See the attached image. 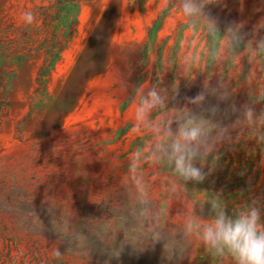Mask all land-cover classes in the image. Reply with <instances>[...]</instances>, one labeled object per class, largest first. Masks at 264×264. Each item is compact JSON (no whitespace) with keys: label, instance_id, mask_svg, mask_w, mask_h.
<instances>
[{"label":"rangeland","instance_id":"obj_1","mask_svg":"<svg viewBox=\"0 0 264 264\" xmlns=\"http://www.w3.org/2000/svg\"><path fill=\"white\" fill-rule=\"evenodd\" d=\"M177 5L178 0H0V264H217L195 239L182 242V259L168 260L162 242L142 251L125 244L114 257L93 236L114 233L125 216L140 223L127 173L130 155L147 143V134L134 128L138 89L160 80L161 87H174L178 81L172 107L197 95L204 81L229 82L234 94L220 102L214 118L223 124L235 119L226 112L230 102L244 104L248 93H264V58L250 63L237 55L213 63L209 52L217 40L188 25ZM26 12L34 16L31 24L24 21ZM205 12L221 33L243 23L251 34L264 19V0H217ZM184 57L191 58L187 68ZM43 64L41 87L36 76ZM192 72V81L180 77L191 78ZM216 104L209 97L204 107ZM255 108L264 110V102ZM204 170L203 182L177 187L167 169L145 165L162 228L179 230L193 204L204 206L196 211L206 217L213 197L222 195L229 212L264 198V144L247 133L209 157ZM122 240L118 233L116 244ZM57 247L59 259L52 255Z\"/></svg>","mask_w":264,"mask_h":264},{"label":"clouds","instance_id":"obj_2","mask_svg":"<svg viewBox=\"0 0 264 264\" xmlns=\"http://www.w3.org/2000/svg\"><path fill=\"white\" fill-rule=\"evenodd\" d=\"M216 2L178 0L177 5L188 25L201 27L209 37L217 40V45L210 49V60L224 64L239 55L241 60L246 58L254 63L264 58V36L257 38V33L264 30V19L255 25L251 34L243 31V23H232L221 33L216 19L205 12L209 4ZM33 20L31 12L24 13L25 23L31 24ZM221 39L222 44L219 43ZM190 62V57H184L183 67L187 68ZM180 77L192 81L195 74L192 72L191 78ZM160 85L161 80L147 89L140 88L135 97L134 128L147 134V143L130 155L127 167L139 226L125 216L118 221L119 227L114 233L98 231L93 236L114 257L119 256L125 244L142 251L147 245L162 242L166 258L180 260L185 254L181 250L182 242L195 239L217 264H264V198L254 197L241 209L229 212L222 195L213 197L206 202L209 215L197 214L196 209L203 210L204 206L193 204L183 217L180 229L169 231L161 227L162 214L154 206L144 177L145 165L150 163L167 169L172 184L177 187L187 186L189 182L199 184L208 175L204 169L209 157L218 154L223 146L231 147L239 134L247 133L256 143L264 144V110L257 112L255 108L256 104L264 102V93L259 96L248 93L244 104L230 102L226 112L235 119L223 124L214 118L220 111V102H229L234 94L229 82L219 81L210 86L209 80L204 81L197 95L185 98L183 106L172 107L169 101L176 100L178 81L174 87ZM209 97H215L217 104L205 108ZM118 233H123V240L117 245ZM109 236L111 243H106ZM52 255L59 259L63 254L57 247Z\"/></svg>","mask_w":264,"mask_h":264},{"label":"trees","instance_id":"obj_3","mask_svg":"<svg viewBox=\"0 0 264 264\" xmlns=\"http://www.w3.org/2000/svg\"><path fill=\"white\" fill-rule=\"evenodd\" d=\"M52 62H54V61H51V63L50 64H52ZM46 65L45 64H43L41 67H40V69L38 70V72H37V76H36V83L39 85V86H41V87H44L45 85V81H44V75H45V71H46ZM2 104L3 103H0V107L2 106ZM5 104H6V106H8V101H5Z\"/></svg>","mask_w":264,"mask_h":264}]
</instances>
